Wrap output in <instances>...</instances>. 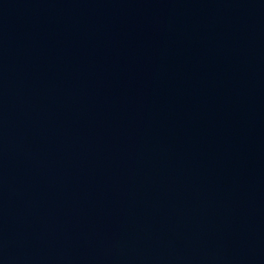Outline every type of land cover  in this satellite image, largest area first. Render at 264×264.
I'll list each match as a JSON object with an SVG mask.
<instances>
[{
  "label": "water",
  "instance_id": "obj_1",
  "mask_svg": "<svg viewBox=\"0 0 264 264\" xmlns=\"http://www.w3.org/2000/svg\"><path fill=\"white\" fill-rule=\"evenodd\" d=\"M0 264H264V0H0Z\"/></svg>",
  "mask_w": 264,
  "mask_h": 264
}]
</instances>
